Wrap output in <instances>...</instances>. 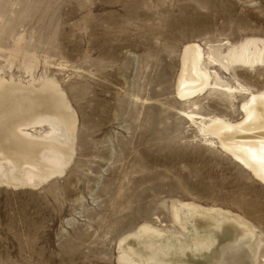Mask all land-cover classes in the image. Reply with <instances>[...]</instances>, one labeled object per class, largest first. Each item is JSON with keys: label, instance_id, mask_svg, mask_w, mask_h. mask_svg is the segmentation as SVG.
<instances>
[{"label": "rangeland", "instance_id": "obj_1", "mask_svg": "<svg viewBox=\"0 0 264 264\" xmlns=\"http://www.w3.org/2000/svg\"><path fill=\"white\" fill-rule=\"evenodd\" d=\"M250 38L264 41V0H0V74L54 88L77 120L61 177L36 189L0 185V264H117L136 233L181 238L173 209L187 207L249 228L254 262L240 246L229 264H264V188L204 145L175 94L186 44L224 53L221 44ZM212 72L224 85L264 89V65ZM242 101L208 93L195 113L237 121L231 107ZM32 123L62 129L53 117ZM16 131L50 142L29 126Z\"/></svg>", "mask_w": 264, "mask_h": 264}, {"label": "bare ground", "instance_id": "obj_2", "mask_svg": "<svg viewBox=\"0 0 264 264\" xmlns=\"http://www.w3.org/2000/svg\"><path fill=\"white\" fill-rule=\"evenodd\" d=\"M221 46H225L224 53H212L197 42L183 47L175 84L176 100L191 106V110H181V114L195 127L204 145L225 153L264 188V89L253 90L238 82L235 86L224 85L212 72V68L227 73L238 67L263 66L264 41L250 38ZM29 60L26 72L31 74L33 62ZM47 82L54 84L52 79ZM208 93L223 95L231 101L242 98L235 111L231 107V113L240 119L233 121L220 115L195 113L196 101ZM44 117L55 118L62 129L40 126L37 131L32 122ZM28 126L38 135L31 137L44 135L50 142L25 139L16 131ZM76 131V118L65 109L61 94L54 88L16 86L0 74V161H3L0 185L36 189L61 177L75 152L74 146L68 147L64 142H71ZM173 220L184 232L181 238L166 240L158 233H136L120 243L117 264H148L151 258L175 259L173 264H229L226 253L240 246L247 248L250 254L247 255L254 262V238L246 225L237 223L241 229L229 224L235 222L230 213L174 208ZM169 247L171 255L165 253Z\"/></svg>", "mask_w": 264, "mask_h": 264}]
</instances>
